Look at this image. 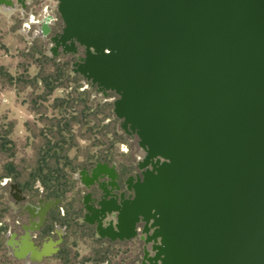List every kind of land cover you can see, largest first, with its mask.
I'll return each mask as SVG.
<instances>
[{"label": "water", "instance_id": "water-1", "mask_svg": "<svg viewBox=\"0 0 264 264\" xmlns=\"http://www.w3.org/2000/svg\"><path fill=\"white\" fill-rule=\"evenodd\" d=\"M18 6L27 0H0L6 13ZM53 9L62 29L50 56L61 47L76 58L74 75L115 94L112 114L142 154L127 199L113 193L115 165L75 175L89 191L84 221L101 239L139 237L141 264H264V0H56ZM59 202L41 200L40 225ZM35 218L26 240L39 232Z\"/></svg>", "mask_w": 264, "mask_h": 264}, {"label": "rangeland", "instance_id": "rangeland-1", "mask_svg": "<svg viewBox=\"0 0 264 264\" xmlns=\"http://www.w3.org/2000/svg\"><path fill=\"white\" fill-rule=\"evenodd\" d=\"M5 30V22L1 20L0 68L3 69V73H0V239L2 241L0 264H20L7 245L8 234L13 232L18 212L13 209L15 205L12 193L15 191L11 190V186L17 183L11 179H2L5 174V165L8 162H13L22 178L25 179L28 176L37 163L38 149L47 137H51L48 129L54 123L53 118L57 113L51 108V104L55 98L66 95L67 90L57 89L51 96H44L46 89L41 79L52 72V66L42 59L38 54V49H35V46H41L40 40L37 38L31 41L32 34L19 33L16 36H10ZM43 47L45 48V45ZM45 50L50 56L46 48ZM61 59L68 60L69 57L63 56ZM85 83L84 80L81 81L83 87L80 88V91L87 90L94 101L90 105L92 108L88 113L90 114V127H95L91 131H88L87 127H83L77 133L75 147L68 154L74 160L75 165L84 163L89 154L98 152L102 149V143L107 141L103 134L99 133L101 125H95L98 123V119L92 115L95 106L103 104L102 99L97 96L93 97L92 91L87 89ZM69 88L68 91H71L72 87ZM82 109V105L77 107L78 111ZM112 115L111 112L109 120ZM109 120H106L104 124L109 123ZM114 127L122 136L115 123L111 124L110 131ZM3 140L13 143L8 146V148H12L11 151L2 149ZM116 161L126 166L135 162V159L134 156L122 151V145L119 144L116 146ZM76 184L75 190L70 192L66 199L73 198V194L77 191ZM36 187L42 192L39 183L36 184ZM6 208H8L7 211H5ZM4 226L9 227L8 231L1 233ZM130 244L129 254L123 253L127 256L125 264H138L141 259L140 250H136V244ZM80 245L81 243L78 244V246ZM69 250L71 253L70 264H80L79 256L85 251L72 245L69 246ZM115 255H119V253H114L111 258L114 261L117 259ZM47 263L65 264L58 258V255L48 260Z\"/></svg>", "mask_w": 264, "mask_h": 264}, {"label": "trees", "instance_id": "trees-1", "mask_svg": "<svg viewBox=\"0 0 264 264\" xmlns=\"http://www.w3.org/2000/svg\"><path fill=\"white\" fill-rule=\"evenodd\" d=\"M38 49V54L48 64L52 66V72L42 77L41 82L44 85L46 92L44 96H51L57 89L67 90L66 95L57 97L53 100L51 108L57 112L54 116V123L50 126L49 133L51 137H47L46 141L38 149V159L36 165L31 169L28 176L24 179L19 173L13 162H8L5 165V174L2 179H11L16 182L19 189L23 193H28L33 197L42 196L46 200H65L67 195L75 190V175L78 171L84 169L89 170L96 163H111L116 160V146L125 143V140L118 134L114 127L110 131L112 122L109 120L112 112V104H99L95 106L93 116L98 119L96 126L101 125L99 133L107 139L102 143V149L98 152L88 155L86 161L82 164L75 165L74 160L69 157V152L75 147L77 133L87 127L88 131L94 129L90 127V119L88 111L91 110L93 104L92 97L87 90L80 91L83 87L81 81L84 79L79 75H74L71 72V64L75 58L58 59L50 57L43 46H35ZM0 73L3 69L0 68ZM68 84V86H66ZM72 87L71 91H68ZM82 105L83 109L78 111L77 107ZM101 116L100 118H98ZM106 120L109 123L104 124ZM13 144L8 140H3L2 149L11 151L8 148ZM8 148V149H7ZM39 183L42 187V192L36 184ZM73 202H70V206ZM8 208L5 209L7 211ZM8 226L1 229V233L8 231ZM2 241L0 239V248ZM71 253L68 246L63 247L58 258L65 264H70Z\"/></svg>", "mask_w": 264, "mask_h": 264}, {"label": "crops", "instance_id": "crops-1", "mask_svg": "<svg viewBox=\"0 0 264 264\" xmlns=\"http://www.w3.org/2000/svg\"><path fill=\"white\" fill-rule=\"evenodd\" d=\"M28 9L29 6L26 7L24 12H22L20 8H18L14 12L6 13L3 8L0 7V21L2 20L5 22V31L10 36H16V34L19 33L32 34L35 31H39V36L37 37L40 40L39 43L41 46L45 45L47 52L50 53V50L52 48L49 41L51 33L45 37H43L41 34V30L44 28L43 22L45 18L47 16H50L51 14L50 9L48 8V6H45L39 14H36V16L31 15ZM61 50L62 48L59 47L51 56L61 59ZM106 164L109 168L115 165L116 173L117 166L125 168V165L116 160L114 162ZM102 178V180L108 181L106 175H102ZM75 180L77 183L76 193L73 194V198L60 200L58 205L60 213H57L56 216L51 219L49 228L44 233V236H39L38 233L35 232L31 235V238L29 240H26L25 232L23 230L26 224H23L22 227H18L16 224L14 225L13 232H10L8 234L9 240H7V245L17 262H19L20 264H35L34 261L37 259V255L41 251H44L46 254L42 255L40 259L41 262L38 264H48L47 261L51 260L52 256L57 255V253H59L61 249H63V246L69 247L70 245L74 246L77 249L82 248L85 251L81 254V256H79V258L81 259L80 264H88L94 261L113 258L114 253L129 254V247L131 245L129 241H111L109 239H101L99 238L96 231V222L94 224L83 223L81 219V211L83 209L82 200L88 194V192L86 191V189L82 188V184L78 179ZM24 194H26L28 197H31L32 200L42 197H33L32 195H28V193L22 192V195ZM70 202H73L72 206H70ZM14 205L15 206H13V209L17 211L18 206L16 203ZM17 218L18 214L16 216V219ZM12 234H14L13 237ZM36 236L39 237L36 239ZM60 239L62 240V243L59 244L60 250L56 253H49L50 251L55 249L51 245V243L57 242ZM79 243H81L80 246H78ZM19 253H25V256L19 258L17 255ZM45 258H47L48 260H44Z\"/></svg>", "mask_w": 264, "mask_h": 264}, {"label": "flooded vegetation", "instance_id": "flooded-vegetation-1", "mask_svg": "<svg viewBox=\"0 0 264 264\" xmlns=\"http://www.w3.org/2000/svg\"><path fill=\"white\" fill-rule=\"evenodd\" d=\"M13 1L16 3V0H13ZM27 2H28V6H29L31 0H27ZM18 8H20V7H18ZM49 9L51 10V7H49ZM51 16H53V15L51 14ZM61 29H62V21L56 14H54L53 20L51 22V35H50V38L54 37L55 35H57L61 31ZM60 56H62V57L66 56L64 54V50L63 49L60 51ZM69 58H72V57H69ZM75 59H74V62H75ZM85 85L87 86V89L92 91V96L93 97L97 96L98 98H101L103 103L112 104V102L117 99V97L113 93H108L106 96L99 95V93L96 92V89L91 87V84L89 82H86ZM110 121L117 125L120 133L122 134L123 139L125 140V143H123L121 145L126 148L127 154H129L130 156H134V159H135V162H133V163H131L129 165H126L125 168L117 166V180H116V183H117V186H119L120 190L118 192L116 191V192H113V193L116 194V195H119L120 193H124V198L127 199V198H130L133 195V192L130 191V190L129 191L127 190L126 183H127L128 180L131 183H134L136 177L138 175H140L141 171L139 170V167H138V159H139V157H142V154H141V152H140V150H139V148L137 146V140L135 138H132V137L128 136L127 134H125L121 130V128H120V120L117 119L114 115H112V118H111ZM99 163L106 164V163H103V162H99ZM97 164L98 163H96L94 166H92L89 170L94 168ZM81 171H84V169L78 171L77 174L79 172H81ZM78 176H79V174H78ZM102 181H104V180H102ZM82 188L86 189L84 186H82ZM92 189H93L92 192H94V194H95L93 197H100V196L102 197L103 196V193L100 190H96L95 186ZM87 192L89 193V191H87ZM12 194H13L12 196H13V199H14V204L16 203L17 206H18V210H17L18 218L16 219L15 224L18 227H22L23 224L30 225L32 216H36L35 221L37 223L31 225V227L33 229L39 228V232H37L38 235L39 236H41V235L44 236V233L49 228V224H50L51 219L54 216H56L57 213H60V210H59V206H58L59 204L56 205L55 209L51 208V210L48 212L47 220L42 225H40V221H39L38 216L41 213L42 208H43L41 200H43L44 202H50V201H55L56 199L55 200H46L44 197H39V198H36V199L32 200V198L28 197L26 194L22 195V193H21V194L18 195L15 192H13ZM84 198L82 200L83 209L81 211V216H82L81 219H82L83 223L89 224V223L84 221L86 215L91 216L88 213V211L86 210V208H85V203H84L85 199ZM30 204L38 206V209L34 210L32 208V205L30 206ZM39 236H36L35 238L37 239ZM43 238H45V237H43ZM129 243L136 244V246H137L136 250L137 251L140 250L141 259H140L138 264H141L142 257H143L144 242L139 237H137V238H135L133 240H129ZM59 253H57V255ZM55 256H52V258H54ZM44 260H48V259L45 258ZM94 262H97V261H94Z\"/></svg>", "mask_w": 264, "mask_h": 264}, {"label": "built area", "instance_id": "built-area-1", "mask_svg": "<svg viewBox=\"0 0 264 264\" xmlns=\"http://www.w3.org/2000/svg\"><path fill=\"white\" fill-rule=\"evenodd\" d=\"M55 4L56 0H31L28 10L31 15L36 16V14H39L45 6H48V8L51 7L50 13L54 16L55 11L53 7L55 6ZM38 36L39 31H35L34 33H32L30 37L31 41L36 39ZM79 55H81V52H79L78 56ZM122 151L126 152V148L124 146H122ZM116 256L117 259L115 261L110 258L105 260H99L97 262H90L88 264H125V258L127 257L126 255H124L123 253H119V255Z\"/></svg>", "mask_w": 264, "mask_h": 264}]
</instances>
